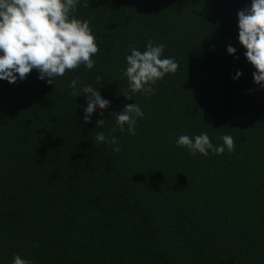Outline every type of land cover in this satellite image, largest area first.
<instances>
[{
	"label": "trees",
	"instance_id": "trees-1",
	"mask_svg": "<svg viewBox=\"0 0 264 264\" xmlns=\"http://www.w3.org/2000/svg\"><path fill=\"white\" fill-rule=\"evenodd\" d=\"M250 5L79 0L94 68L52 85L36 70L0 80V264L15 254L32 264H264V88L238 42L237 13ZM148 40L179 65L151 96L130 93L123 76L130 46ZM76 77L110 102L87 124L83 93L68 87ZM132 103L143 111L136 135L112 118ZM98 131L121 151L96 144ZM205 132L215 146L231 135L235 150L192 156L175 143Z\"/></svg>",
	"mask_w": 264,
	"mask_h": 264
},
{
	"label": "clouds",
	"instance_id": "clouds-1",
	"mask_svg": "<svg viewBox=\"0 0 264 264\" xmlns=\"http://www.w3.org/2000/svg\"><path fill=\"white\" fill-rule=\"evenodd\" d=\"M79 0H0V80L10 84L17 79L24 80L33 70L38 72V79L52 85L56 77H63L69 71H75L81 65L91 70L95 66L92 59L99 52L96 38L87 20L76 18L75 12ZM238 42L245 49L246 61L255 69L253 82L264 88V0H251L248 8L237 13ZM227 53L234 55L236 49L227 47ZM164 46L153 45L148 40L145 50L140 51L130 46V54L125 57L126 68L123 76L127 78L130 93L154 94L152 85L174 74L178 63L173 58H162ZM240 72L233 79H238ZM98 82L103 77L97 76ZM79 86V90H78ZM69 88L74 97L83 93L87 106L84 108L83 120L87 124L97 110L107 109L110 102L104 99L97 88L91 84L83 85L79 77L71 79ZM126 100H133L131 94L124 95ZM120 132L136 135V123L143 118L141 106L137 103L126 105L122 111L112 116ZM106 121L100 119L96 127L102 129ZM116 129H111L115 132ZM220 146L213 145L208 134L201 133L194 137L180 135L175 143L187 148L190 155L199 153L207 156L209 151L221 155L225 149L235 150V140L231 135H224ZM96 144L115 145L114 152H120V141L115 136H106L98 131ZM11 264H32L31 260L15 254Z\"/></svg>",
	"mask_w": 264,
	"mask_h": 264
}]
</instances>
